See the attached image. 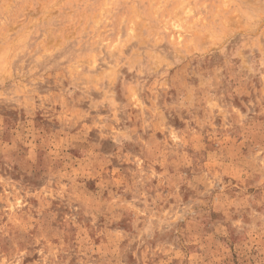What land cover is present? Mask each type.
Here are the masks:
<instances>
[{
	"label": "rangeland",
	"instance_id": "obj_1",
	"mask_svg": "<svg viewBox=\"0 0 264 264\" xmlns=\"http://www.w3.org/2000/svg\"><path fill=\"white\" fill-rule=\"evenodd\" d=\"M0 262L264 264V0H0Z\"/></svg>",
	"mask_w": 264,
	"mask_h": 264
},
{
	"label": "clouds",
	"instance_id": "obj_2",
	"mask_svg": "<svg viewBox=\"0 0 264 264\" xmlns=\"http://www.w3.org/2000/svg\"><path fill=\"white\" fill-rule=\"evenodd\" d=\"M21 206V202L18 200L15 204V207H20ZM0 264H5V262H0Z\"/></svg>",
	"mask_w": 264,
	"mask_h": 264
}]
</instances>
